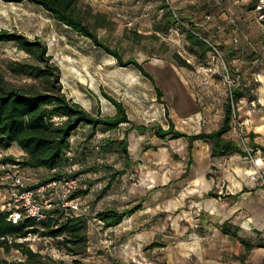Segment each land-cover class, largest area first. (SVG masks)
<instances>
[{
    "label": "rangeland",
    "instance_id": "rangeland-1",
    "mask_svg": "<svg viewBox=\"0 0 264 264\" xmlns=\"http://www.w3.org/2000/svg\"><path fill=\"white\" fill-rule=\"evenodd\" d=\"M76 1L81 10L104 17L105 26L95 29L98 38L118 50L124 60L133 58L141 63L154 77L162 96L157 97L154 85L135 67L120 66L111 55L54 20L40 6L26 0L20 3L0 0V30L42 39L59 67L63 92L68 98L93 114L99 111L106 116L115 112L106 98L109 96L123 104L130 119L129 124L113 131L86 127L75 132L69 140L68 161L58 168L61 175L69 167H73L76 175H85L87 199L95 204L121 184L140 188L142 196L152 190L160 212L164 213L162 217L168 214L162 211L167 207L171 209L170 216L182 217L183 224L191 221L194 214L202 215L205 221H214L203 214L201 202L188 209L189 191L197 192L200 201L212 191L215 197L211 200L223 204L231 201L226 198L229 191L248 189L237 200L240 219L251 217L252 225L256 226L238 234L264 246L261 237L264 234V0L254 4L251 0ZM169 3L171 8L167 9ZM172 9L185 27H177L178 34H170L172 25L165 32L157 31L171 19ZM130 20L134 23L131 28L127 27ZM186 26L195 29L217 52L210 49L202 54L199 48L191 46ZM17 61H29V58L15 43L0 42V73L7 82L19 85L24 79L10 73ZM235 87L240 89L242 97L233 103L231 127L224 138L235 142L247 155H218L209 144L195 141L192 162L186 171L187 143L183 139H160L155 130L166 129L169 122L174 130L186 134L217 130L222 124L229 91ZM131 125L138 130L127 134L131 162L126 163L117 141ZM142 127L145 130L139 131ZM23 155L17 147L3 153L4 157L12 156L19 161ZM19 168L21 173L31 175L33 183L53 173L44 168ZM252 175L257 179L252 180ZM123 195H118V205L127 201L122 199ZM100 204L96 211L103 209L104 201ZM159 224L163 222L154 228V237L161 243L157 245L162 250L174 241L180 246V236L170 226L161 228ZM87 225V250L83 255L73 256L59 250L37 224L38 233L16 240L36 253L37 261L30 263L16 249L7 253L0 248V264H74V260L76 264H138V250L127 258L125 247L133 244L136 233L149 229V225L136 227L132 220L108 229L96 221H88Z\"/></svg>",
    "mask_w": 264,
    "mask_h": 264
},
{
    "label": "trees",
    "instance_id": "trees-1",
    "mask_svg": "<svg viewBox=\"0 0 264 264\" xmlns=\"http://www.w3.org/2000/svg\"><path fill=\"white\" fill-rule=\"evenodd\" d=\"M1 1L5 3H20L25 0ZM26 1L40 6L54 20L88 38L93 45L111 55L120 66L135 67L154 85L157 97L160 98L162 96V90L155 85L154 77L144 70L141 63L133 58L124 60L118 50L110 48L98 38L95 29L105 26L103 16L100 14L92 15L88 10H81L76 0ZM256 1L251 0V4ZM167 9H169V5ZM262 10L264 12V8ZM172 23H174V19L171 14V19L166 21L163 28L159 27L157 31L165 32ZM186 27L189 44L199 48L202 54H206L211 47L195 29ZM0 42L15 43L17 48L27 54L29 58V61L14 62L10 68L11 74L17 76V78L24 79L21 84L17 85L7 82L3 74L0 73V150H7L15 144L24 154L21 161L12 156H5L2 158L3 162L16 164L22 168L53 170L51 175L38 183L45 182L51 178L61 176L58 168L67 162L70 148L69 140L81 125L88 126L91 129L101 127L104 131H113L122 124L130 123L123 104L109 96L105 95L114 107L115 112L106 116L101 115L99 111L93 114L85 110L79 103L68 98L63 92L59 67L53 62L52 56L48 53L47 45L42 39L38 37L29 39L16 31L1 29ZM175 58L181 61L177 55H175ZM240 97H242V94L237 87L229 91L222 124L215 131L186 134L174 130L173 124L169 122L166 129L158 127L154 134L160 139H183L187 143L188 161L186 171L189 170L188 165L192 162V150L195 141L209 144L212 152L218 155L229 153L247 155V153L242 152L235 142L224 138V134L231 127L233 103ZM134 129L138 130L131 125L124 132L122 139L117 141V147L126 163L131 162L128 152L127 134ZM142 130H145V128L139 131ZM72 175L75 176L76 174L73 172ZM246 191L248 189L243 188L238 193L227 196L235 199L239 194ZM86 193L87 189H79L77 191V195H85ZM207 196L215 197L212 191H209ZM139 208V204L122 210L103 208L96 211L94 217L104 228H112L117 226L125 216L133 214ZM88 221L89 219L84 216H64L58 208H53L49 212L47 219L41 223H35L29 219H21L17 223H12L6 219L5 214L0 213V248L7 253L11 249H16L30 263H35L37 261L36 253L28 247H23V244L16 240L25 238L29 234L38 233L37 224H39L42 229L40 232L55 241V246L59 250H63L73 256L83 255L87 250ZM215 226L222 234L236 239L243 245L244 253L234 258L241 263H245L248 253L255 245L239 236L237 227L232 226L228 221ZM151 246H154V244ZM262 246L257 244V247ZM76 263L77 261L74 260V264ZM59 264L65 263L60 262Z\"/></svg>",
    "mask_w": 264,
    "mask_h": 264
},
{
    "label": "crops",
    "instance_id": "crops-1",
    "mask_svg": "<svg viewBox=\"0 0 264 264\" xmlns=\"http://www.w3.org/2000/svg\"><path fill=\"white\" fill-rule=\"evenodd\" d=\"M86 127L88 126L81 125L77 131ZM38 169L43 168H37V170ZM48 171L51 173L53 172V170ZM133 191L135 193H133ZM239 191L235 193L229 191L227 195H234ZM189 192H191L188 194V196H191L189 199L191 205L188 207V209L192 210V206L201 202L203 214L209 218H213L214 221H205L203 220L202 215L200 217L199 215L194 214L192 218L190 217L191 219H189L191 221L183 224L181 219L182 217H180L179 214L170 216L169 211L171 209H168L167 207L162 210L168 212V214L163 218L162 215L164 213L160 212V205L156 201L154 191L148 190L147 193L142 196L140 193V188L131 189L125 184L115 187L114 190L110 192L109 195L104 198V200H102L104 201L103 208H116L119 210L130 208L139 204L140 208L133 214L125 216L119 224L126 220H132L133 223L136 224V227L143 225L150 226L149 229L146 230V228H143L141 233H136L133 244L129 246L125 245L126 247L124 253L127 258H131L134 250H138V264H262L264 262V246L257 247L255 242L256 240L253 238L251 239L250 237L248 240L255 246L248 253L245 263H241L239 260H236L234 258L235 256L244 253L243 245L240 244L236 239L222 234L215 226L216 224H222L223 222L228 221L232 226L237 227V233H247L251 228H255L256 225L255 223L252 225L251 217H248L245 220L240 219V208L237 205V200L242 193L239 194L235 199L227 196L226 198L231 200L229 203L218 204L214 203L216 199H213V202L211 197L207 196V193L205 194V198L200 201L198 199L200 195L197 192L193 190ZM121 194H124L122 199L127 201H124L122 204L118 205V195ZM80 196L82 199L89 202L87 199L89 194ZM102 201L97 204L89 202L91 205V215L89 222L96 221L100 223L94 217V213H96V207L102 205L100 204ZM185 220L188 221V219ZM161 221L163 222V224H159L161 228H163V225L166 226V228L170 226L171 230H173L176 235L180 236V239H178L181 244L180 246L177 247L175 241H172L173 245H167L165 250H162L163 248L157 245L161 243L158 241L157 236L156 238L154 237V228L156 227L157 223ZM182 236L185 237L182 238ZM261 237L264 240V234ZM164 238L171 237L164 235ZM125 239L128 241L129 237H126ZM153 244L154 246H151ZM147 246L152 247V249L146 250ZM154 260H156L158 263L152 262ZM146 261L148 262L145 263Z\"/></svg>",
    "mask_w": 264,
    "mask_h": 264
},
{
    "label": "built area",
    "instance_id": "built-area-1",
    "mask_svg": "<svg viewBox=\"0 0 264 264\" xmlns=\"http://www.w3.org/2000/svg\"><path fill=\"white\" fill-rule=\"evenodd\" d=\"M169 7L171 8L170 3ZM172 16L175 26L172 24L169 32L178 34L177 27L180 29L185 26L173 9ZM133 26L132 20L127 22V27ZM202 39L217 52L214 45L203 37ZM11 147L17 146L13 144ZM4 151L6 150H0V213L5 214L8 221L17 223L21 219H29L41 223L47 219L53 208L60 209L64 216L79 215L90 218V203L77 195L79 189L87 188L85 175L73 176V167H69L66 174L45 182L33 183L31 175L21 173L18 165L2 161ZM251 179L257 178L252 175Z\"/></svg>",
    "mask_w": 264,
    "mask_h": 264
}]
</instances>
